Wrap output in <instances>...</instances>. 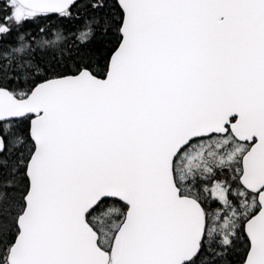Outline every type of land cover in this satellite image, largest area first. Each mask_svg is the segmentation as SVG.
<instances>
[{
	"label": "snow or ice",
	"instance_id": "snow-or-ice-1",
	"mask_svg": "<svg viewBox=\"0 0 264 264\" xmlns=\"http://www.w3.org/2000/svg\"><path fill=\"white\" fill-rule=\"evenodd\" d=\"M0 264H264V0H0Z\"/></svg>",
	"mask_w": 264,
	"mask_h": 264
}]
</instances>
